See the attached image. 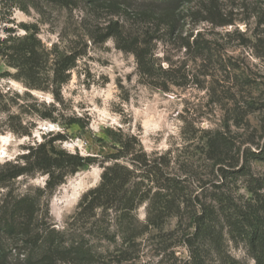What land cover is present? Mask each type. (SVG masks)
I'll return each mask as SVG.
<instances>
[{
    "label": "rangeland",
    "instance_id": "obj_1",
    "mask_svg": "<svg viewBox=\"0 0 264 264\" xmlns=\"http://www.w3.org/2000/svg\"><path fill=\"white\" fill-rule=\"evenodd\" d=\"M38 2L33 8L26 0L23 10L0 0L1 41L35 33L46 51L77 59L57 78L66 82L54 86L49 65L32 82L0 59V165L26 153L27 145L61 133L63 150L99 159L117 154L121 145L133 146L134 155L163 164L158 167L166 178L180 183L172 195L136 170L141 195L149 197L128 205L123 220L110 209L78 214L83 195L101 182L99 165L70 176L52 196L43 192L45 176L19 178L0 189L1 264L39 261L44 230L58 235L55 264H190L191 216L205 200L213 202L224 181L208 159L209 138L222 135L233 148L230 163L264 176V0H186L170 15L178 22L175 33L145 16L146 1L114 7ZM115 23L129 35L153 29V79L143 77L134 55L109 37ZM26 131L31 136L21 137ZM251 152L261 158L251 159ZM241 181L231 185V193L245 200L250 194ZM24 196L39 199L32 227L27 233L8 230L5 212ZM152 221L156 226H148ZM75 249L86 254L73 255ZM224 249L230 259L205 247V264H255L243 243L226 237Z\"/></svg>",
    "mask_w": 264,
    "mask_h": 264
},
{
    "label": "trees",
    "instance_id": "obj_2",
    "mask_svg": "<svg viewBox=\"0 0 264 264\" xmlns=\"http://www.w3.org/2000/svg\"><path fill=\"white\" fill-rule=\"evenodd\" d=\"M17 2L23 10H27L26 0H12ZM39 0H30L31 7L37 8ZM54 5L69 7L79 1L88 3L90 6L108 5L115 2L121 6H130L131 2L146 1L148 8L145 16L155 20L159 27L164 26L171 33L177 32L178 22L170 17L180 10L186 0H42ZM117 5H113L117 6ZM24 6V7H23ZM111 6V5H110ZM113 37L120 49L132 53L138 64L140 74L153 79L157 61L153 48L155 33L150 32L138 35H129L124 25L119 23L110 26ZM0 59L6 61L7 65L14 68L17 74L26 80L36 82L39 75L50 66V86L62 85L66 80L58 81L61 74H66L73 67L77 57L60 58L58 53L46 51L42 43L37 39L35 33L26 34L23 37L10 35L3 41L0 39ZM53 77V78H52ZM154 85L153 83H149ZM32 88L40 89V86L31 85ZM6 104L4 108H6ZM50 133L45 136V140L40 143L29 144L24 149L26 153L19 155L13 160L0 165V189H5L11 182L22 177H35L42 175L46 177L44 193L52 196L55 191L63 185L70 176L75 175L82 169L99 165L103 168L101 182L99 186L86 192L79 205L78 214L90 212L94 213L98 209H110L120 213L123 220H126L125 213L128 211V205L136 207L142 202L148 200L149 195L142 196L143 184L137 181L136 170L144 171L143 180L158 182L160 191L176 194L180 182L175 179L166 178L163 170L156 165V160L151 161L146 155H134V147L121 145L116 149L117 154L110 158L99 159L94 156H83L79 152L71 153L63 150L58 144L65 141V136L61 133L52 136ZM31 136L26 131L20 134ZM49 140H46L47 137ZM210 137L208 140V159L214 163L219 173V179L223 181L218 191L212 195L213 202L208 204L205 200L201 204L200 213H195L192 218L193 230L186 237L187 248L190 252V264H205L204 248L212 246L220 256H229L225 249V238L235 244L243 243L246 246L247 253L255 264H264V176H255L248 165L237 167L230 163L233 148L228 146L225 138ZM128 165H123L122 161L128 156ZM249 155V154H248ZM247 155V157H248ZM251 159L261 158L255 152L250 153ZM161 166H164L163 164ZM154 179H152V178ZM243 180V181H241ZM241 181L244 188L250 194L245 200H240L231 193V185ZM162 182V184H161ZM144 183V182H143ZM157 199L165 206L164 197L156 194ZM39 199H32L24 196L18 201L8 206L5 212L8 230L28 232L32 227L35 216L33 208L38 205ZM137 200V201H136ZM38 202V203H37ZM159 202V201H157ZM199 202H201L199 200ZM160 204V203H158ZM181 204V203H180ZM162 207L161 205H158ZM180 208V206H178ZM168 217H175L169 215ZM148 226H156L155 222L148 223ZM147 226V227H148ZM45 231V237L41 238V246L45 250L43 257L30 264H55L54 257L60 250L57 244L58 235L55 230ZM83 253L81 249H75L73 255ZM70 254V253H69ZM1 258V257H0ZM230 259V256L228 257ZM222 261H224L222 259ZM2 261L0 260V264ZM231 264H241L239 261L231 259Z\"/></svg>",
    "mask_w": 264,
    "mask_h": 264
},
{
    "label": "bare ground",
    "instance_id": "obj_3",
    "mask_svg": "<svg viewBox=\"0 0 264 264\" xmlns=\"http://www.w3.org/2000/svg\"><path fill=\"white\" fill-rule=\"evenodd\" d=\"M76 186H77V185H76ZM74 188H76V187H74ZM77 188H78V187H77ZM77 188H76V189H77Z\"/></svg>",
    "mask_w": 264,
    "mask_h": 264
}]
</instances>
